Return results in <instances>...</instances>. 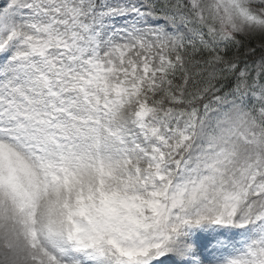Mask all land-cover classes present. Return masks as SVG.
Masks as SVG:
<instances>
[{"label":"snow or ice","instance_id":"1","mask_svg":"<svg viewBox=\"0 0 264 264\" xmlns=\"http://www.w3.org/2000/svg\"><path fill=\"white\" fill-rule=\"evenodd\" d=\"M0 231L39 264H264V0H3Z\"/></svg>","mask_w":264,"mask_h":264},{"label":"rangeland","instance_id":"2","mask_svg":"<svg viewBox=\"0 0 264 264\" xmlns=\"http://www.w3.org/2000/svg\"><path fill=\"white\" fill-rule=\"evenodd\" d=\"M3 0H0L2 3ZM11 245V248L8 247ZM45 258V250L38 248L34 257L26 259L22 251V243H18L11 235L0 231V264H39Z\"/></svg>","mask_w":264,"mask_h":264},{"label":"trees","instance_id":"3","mask_svg":"<svg viewBox=\"0 0 264 264\" xmlns=\"http://www.w3.org/2000/svg\"><path fill=\"white\" fill-rule=\"evenodd\" d=\"M245 44L248 46L242 51H247L248 48H254L256 49L255 53L251 55V59L249 60V64H251L253 61H259L261 57V41L259 37L252 38L251 40H248L245 38L244 40ZM195 71V70H193Z\"/></svg>","mask_w":264,"mask_h":264}]
</instances>
